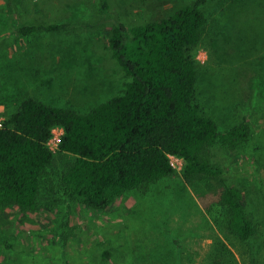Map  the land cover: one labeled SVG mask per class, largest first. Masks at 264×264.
Listing matches in <instances>:
<instances>
[{"label":"rangeland","instance_id":"374dc122","mask_svg":"<svg viewBox=\"0 0 264 264\" xmlns=\"http://www.w3.org/2000/svg\"><path fill=\"white\" fill-rule=\"evenodd\" d=\"M194 1L110 0L106 20L97 0H0V123L29 98L85 114L121 94L130 79L109 51L112 27L163 19ZM201 10L207 24L195 101L220 133L247 119L245 144L211 153L235 186L250 190L255 212L264 195V0H206ZM34 23L68 29L19 33ZM68 160L57 159L35 210H0V264H251L253 257L264 264L258 238L244 244L228 230L217 182L197 193L182 177L185 164L148 194L125 193L99 212L78 209L59 191Z\"/></svg>","mask_w":264,"mask_h":264},{"label":"trees","instance_id":"16d2710c","mask_svg":"<svg viewBox=\"0 0 264 264\" xmlns=\"http://www.w3.org/2000/svg\"><path fill=\"white\" fill-rule=\"evenodd\" d=\"M205 2L195 0L163 19L112 27L109 51L130 79L121 94L85 114L29 98L5 115L0 127V210H35L43 182L53 184L58 158H69L56 179L62 195L78 209L102 212L125 193L146 195L173 177L169 157L178 156L185 161L183 179L197 193L203 182H217L218 206L228 230L244 244L258 238L254 247L264 248V195L255 198L258 205L252 212L250 190L235 186L211 153L216 147L235 150L245 144L251 133L247 119L220 133L195 101ZM97 7L108 15L106 20L112 18L110 0H97ZM67 29L65 24L34 23L21 26L19 33ZM55 127L64 129L56 154L47 146ZM251 264H259L258 258Z\"/></svg>","mask_w":264,"mask_h":264},{"label":"built area","instance_id":"2783aa9c","mask_svg":"<svg viewBox=\"0 0 264 264\" xmlns=\"http://www.w3.org/2000/svg\"><path fill=\"white\" fill-rule=\"evenodd\" d=\"M2 123H0V127L2 126ZM63 135H64L63 128L55 127L52 129L51 137L47 143V146L52 153L56 154L59 151ZM169 158H170V163L174 170H176L178 166H180L181 169L183 168V164H185L183 158L178 156H170Z\"/></svg>","mask_w":264,"mask_h":264}]
</instances>
